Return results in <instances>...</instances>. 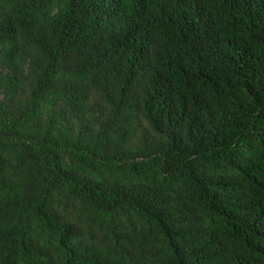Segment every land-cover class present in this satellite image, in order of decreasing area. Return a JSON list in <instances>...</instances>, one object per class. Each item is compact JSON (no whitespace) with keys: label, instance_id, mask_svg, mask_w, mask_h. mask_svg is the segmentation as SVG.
<instances>
[{"label":"trees","instance_id":"1","mask_svg":"<svg viewBox=\"0 0 264 264\" xmlns=\"http://www.w3.org/2000/svg\"><path fill=\"white\" fill-rule=\"evenodd\" d=\"M0 264H264V0H0Z\"/></svg>","mask_w":264,"mask_h":264}]
</instances>
